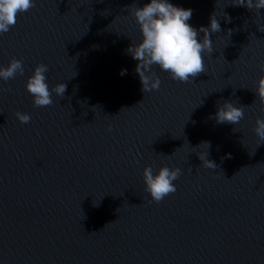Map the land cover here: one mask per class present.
Listing matches in <instances>:
<instances>
[{
  "label": "water",
  "instance_id": "obj_1",
  "mask_svg": "<svg viewBox=\"0 0 264 264\" xmlns=\"http://www.w3.org/2000/svg\"><path fill=\"white\" fill-rule=\"evenodd\" d=\"M146 2L35 0L0 35V66H24L0 81V264H264V9L170 0L197 29L215 12L216 51L192 82L154 68L160 89L144 94L124 53ZM41 63L67 90L36 108L25 83ZM224 100L244 107L239 124L209 119ZM147 166L181 168L176 191L149 202Z\"/></svg>",
  "mask_w": 264,
  "mask_h": 264
},
{
  "label": "clouds",
  "instance_id": "obj_2",
  "mask_svg": "<svg viewBox=\"0 0 264 264\" xmlns=\"http://www.w3.org/2000/svg\"><path fill=\"white\" fill-rule=\"evenodd\" d=\"M233 5L259 13V10L264 9V0H235ZM34 7L35 0H0V35L11 30L20 13ZM192 15L193 9L176 6L170 0H147L142 7L132 8L131 16L138 26L140 40L135 44L131 43L124 54L137 62L134 72L139 77L144 94L160 89L161 80L153 71L154 68L168 74L177 82H192L198 74L205 72L206 59L211 58L212 53L216 51L211 35L219 33L221 25L214 12L210 16L209 25L197 29L189 23ZM226 21L230 22V17L227 16ZM230 35L231 30L228 32V36ZM259 67L260 71L264 72V64ZM48 71L46 64H38L25 83V90L32 97L33 106L36 108L53 105V97L63 98L67 90L66 83L50 87L46 75ZM126 74L127 69H121L120 75ZM17 75H24L22 60L13 57L7 66H0V81L6 83ZM253 92L264 104V75L255 82ZM15 115L22 124L31 121V115L28 113L16 112ZM244 115L243 106L224 100L223 103L218 102L215 113L210 114L209 119L215 120L217 124L235 126L244 119ZM108 130L111 131V128ZM253 132L260 141H264V118L256 120ZM201 144H206L207 150L211 147V142ZM207 157L208 152L199 159L215 169L217 165ZM181 174V168L170 169L164 166L154 171L152 166L145 167L142 176L145 191L150 197L149 202H160L174 193L175 181Z\"/></svg>",
  "mask_w": 264,
  "mask_h": 264
}]
</instances>
